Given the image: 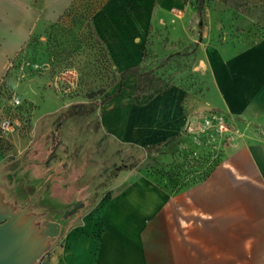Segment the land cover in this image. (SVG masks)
<instances>
[{
    "label": "rangeland",
    "instance_id": "obj_1",
    "mask_svg": "<svg viewBox=\"0 0 264 264\" xmlns=\"http://www.w3.org/2000/svg\"><path fill=\"white\" fill-rule=\"evenodd\" d=\"M185 2L191 10L165 7L154 22L156 0H0V212L35 235L49 221L62 233L89 221L97 239L101 206L133 177L122 175L196 181L245 136L249 112L211 104L185 129L136 142L103 125L111 95L136 109L172 91L181 105L211 86L206 47L228 56L264 39V0ZM247 68L252 81L264 75L263 50Z\"/></svg>",
    "mask_w": 264,
    "mask_h": 264
},
{
    "label": "crops",
    "instance_id": "obj_2",
    "mask_svg": "<svg viewBox=\"0 0 264 264\" xmlns=\"http://www.w3.org/2000/svg\"><path fill=\"white\" fill-rule=\"evenodd\" d=\"M165 7L167 13L191 10L185 0H156L154 22ZM254 50L264 51V39L228 56L216 46L206 47L202 59L211 86L203 96L185 97L181 105L172 91L136 109L127 95H111L102 122L124 142L185 129L207 104L231 116L250 114L245 136L236 137L196 181L172 187L158 175H122L133 177L101 206L97 239L89 221L70 222L63 233L58 224L54 236L46 226L36 236L29 224L27 264H264V75L251 80L247 64ZM118 96L120 104L114 102Z\"/></svg>",
    "mask_w": 264,
    "mask_h": 264
},
{
    "label": "water",
    "instance_id": "obj_3",
    "mask_svg": "<svg viewBox=\"0 0 264 264\" xmlns=\"http://www.w3.org/2000/svg\"><path fill=\"white\" fill-rule=\"evenodd\" d=\"M79 205L65 211L64 215L75 211ZM19 218L12 219L8 214L0 212V264H27L30 260L26 244L29 223L19 224ZM45 226L48 235L58 233V223L49 221Z\"/></svg>",
    "mask_w": 264,
    "mask_h": 264
},
{
    "label": "trees",
    "instance_id": "obj_4",
    "mask_svg": "<svg viewBox=\"0 0 264 264\" xmlns=\"http://www.w3.org/2000/svg\"><path fill=\"white\" fill-rule=\"evenodd\" d=\"M75 108V106H71L70 107V112H68V113H71V111L73 110ZM129 167H131V166H129ZM124 168H127V167H125V166H118V167H116V171H119V170H121V169H124Z\"/></svg>",
    "mask_w": 264,
    "mask_h": 264
}]
</instances>
